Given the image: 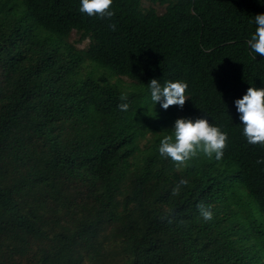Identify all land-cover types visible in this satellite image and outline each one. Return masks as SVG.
Segmentation results:
<instances>
[{
	"label": "trees",
	"instance_id": "obj_1",
	"mask_svg": "<svg viewBox=\"0 0 264 264\" xmlns=\"http://www.w3.org/2000/svg\"><path fill=\"white\" fill-rule=\"evenodd\" d=\"M146 1L101 20L81 0H0V264H264V147L235 105L264 88L247 44L264 0ZM151 79L186 82L183 108L155 105ZM180 118L227 132L223 158L162 157Z\"/></svg>",
	"mask_w": 264,
	"mask_h": 264
},
{
	"label": "clouds",
	"instance_id": "obj_2",
	"mask_svg": "<svg viewBox=\"0 0 264 264\" xmlns=\"http://www.w3.org/2000/svg\"><path fill=\"white\" fill-rule=\"evenodd\" d=\"M114 0H81L79 11L88 17H98L101 20H111L115 15L113 10ZM257 25L254 34L247 41L249 48L264 56V14L255 16ZM109 28L116 30V25L110 23ZM149 85L151 101L160 104L167 110L170 106L183 108L189 99L186 95L188 84L184 81H166L163 85L158 79H151ZM125 94L120 96L122 101L118 108L127 112L130 108ZM240 120L243 125V136L250 145L264 147V88L250 87L242 99L235 101ZM228 147V133L221 128L210 124L207 119L180 118L175 121V127L171 135H166L159 145V154L170 159L179 170L189 166L190 161L198 158L201 154L208 158L220 160L223 158ZM257 163H264V159ZM187 180L182 181L186 185ZM181 185L173 189V195L179 194ZM200 217L205 221H211L214 213L211 206L203 202L197 205Z\"/></svg>",
	"mask_w": 264,
	"mask_h": 264
},
{
	"label": "rangeland",
	"instance_id": "obj_3",
	"mask_svg": "<svg viewBox=\"0 0 264 264\" xmlns=\"http://www.w3.org/2000/svg\"><path fill=\"white\" fill-rule=\"evenodd\" d=\"M144 5H145L146 7H148V6H150L151 4H150L148 1L144 0ZM156 7H157V9H158L160 12H163V11L165 10V8H164L163 6H156ZM79 37H80L79 33H77L76 31H74V32L72 33L71 37H70V41L76 43V45H77L78 47H80V48L87 46L89 40L87 39V40H85V41H83V42H78ZM86 68L90 71V70L93 68V66L89 65V66H87ZM97 74H98L99 76L105 74V75L107 76V78L110 79L111 82H118V81L121 82V83L123 84V86H124L123 88L126 89V90H133V89H134V82L131 81V80H130L129 78H127V77H122L121 80H120V78L117 77V76L110 77L109 74H108V72L105 71V70H103V69L98 70V71H97ZM172 130H174V128H172ZM151 135H152V134H151ZM169 135H171V134H169ZM257 215L262 216V219H263V221H264V215H263L262 212H261V213L257 212Z\"/></svg>",
	"mask_w": 264,
	"mask_h": 264
}]
</instances>
